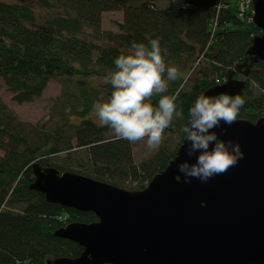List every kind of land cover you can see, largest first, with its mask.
<instances>
[{
  "label": "trees",
  "instance_id": "obj_1",
  "mask_svg": "<svg viewBox=\"0 0 264 264\" xmlns=\"http://www.w3.org/2000/svg\"><path fill=\"white\" fill-rule=\"evenodd\" d=\"M114 1L125 5L117 32L101 28L98 9L75 11L62 0H0V79L11 99L31 102L51 78L63 79L49 122L21 120L0 97V264H47L60 256L78 257L83 248L53 232L71 222L97 220L93 212L49 203L30 189L35 162L138 191L176 155L178 147L168 150L163 145L137 164L131 143L94 122L92 104L108 89L97 88L91 78L111 68L120 49L153 38L167 49L165 60L179 74L170 83V94H178L183 115L170 128H179L180 145L195 97L226 81L229 68L244 61L253 37L263 33L252 21V8L240 17L232 0L221 9L219 0H169L166 7H159L158 0ZM200 61L205 64L196 68ZM234 76L246 84L250 78L260 90L255 95L246 87L241 96L245 104L238 118L255 122L264 115V62L255 63L246 77L241 72ZM187 80L192 84L186 89ZM157 100L154 97L153 103ZM56 110L61 114H53ZM74 117H79L77 122L71 121ZM77 149L86 153L72 168L68 160L73 164L71 153Z\"/></svg>",
  "mask_w": 264,
  "mask_h": 264
},
{
  "label": "water",
  "instance_id": "obj_2",
  "mask_svg": "<svg viewBox=\"0 0 264 264\" xmlns=\"http://www.w3.org/2000/svg\"><path fill=\"white\" fill-rule=\"evenodd\" d=\"M252 9L263 33L253 37L226 81L205 94L241 96L246 82L233 74L246 77L253 64L264 62V0H252ZM214 131L238 142L243 159L206 183H184L178 172L180 161L192 162L196 155H187L184 139L166 168L138 191L35 162L30 189L49 203L97 217L55 230L83 250L47 264H264V116L255 122L238 118L231 126L222 122Z\"/></svg>",
  "mask_w": 264,
  "mask_h": 264
},
{
  "label": "clouds",
  "instance_id": "obj_3",
  "mask_svg": "<svg viewBox=\"0 0 264 264\" xmlns=\"http://www.w3.org/2000/svg\"><path fill=\"white\" fill-rule=\"evenodd\" d=\"M167 49L159 39L133 41L120 49L113 66L96 77L97 88H107L93 102L91 111L98 127L107 128L118 140L145 141L150 150L158 149L165 129L183 115L178 94H170V83L179 78L176 67L167 63ZM157 97L156 103L153 98ZM245 100L240 95L200 92L188 108L187 122L181 128L188 142L187 155L177 170L184 183H203L234 167L243 152L238 142L220 138L214 129L221 123L231 126L240 115ZM224 129H221L223 132Z\"/></svg>",
  "mask_w": 264,
  "mask_h": 264
},
{
  "label": "rangeland",
  "instance_id": "obj_4",
  "mask_svg": "<svg viewBox=\"0 0 264 264\" xmlns=\"http://www.w3.org/2000/svg\"><path fill=\"white\" fill-rule=\"evenodd\" d=\"M8 1H26V0H8ZM62 1L66 4L67 7L75 11H86L89 9L100 10L101 15H102L101 28L103 30H110L113 32L119 31L118 24L123 21V17H124L123 12L125 9V5L122 2H118L114 0H62ZM168 2L169 0H158L157 4L159 7L160 6L166 7L168 5ZM58 10H61V9H58ZM199 64L202 65L205 63H202L201 61L199 63H196L197 65L196 68L199 66ZM236 65L237 64L230 67L229 69L232 70ZM252 66L250 67V69L252 68ZM242 69L244 70L245 68L243 67ZM240 72L242 73V71ZM240 72L234 73L233 77H235L234 76L235 74L240 73ZM91 79L93 83L96 84V77L91 78ZM191 84H192V81L187 80L184 83V88L186 89L189 88ZM246 87L250 88L255 93V95L258 94V92L260 91L258 90L257 85L254 83V81L251 80L250 78L248 80V83L246 84ZM62 89H63L62 77L58 76V77L51 78L41 96L35 98L31 102L18 104L11 99L12 93L8 91L7 87L4 85V83L0 79V97L4 100V102L8 105V107L17 114V116L21 120L31 123L33 125H35L38 122L39 124H41L43 122L48 121L52 108L53 106H55V100L61 94ZM245 91H246V88L244 90V93L241 95L242 97H244L243 95L245 94ZM56 112L57 113H53V114H61L59 110H56ZM91 116L93 117V113H91ZM54 119H55V116H53V120ZM78 119L79 117L78 118L74 117V118H71V121L77 122ZM178 130L179 128L173 127V128H169V130L164 132L163 141L159 148H161L163 145H165V147L167 146L168 150H173L176 147L179 148L180 146L179 143L182 140V137H181V134L178 132ZM109 136H112V135L108 134L107 137ZM131 144H132L133 160L137 164L142 162L143 160L150 158L159 149V148L155 150L148 149L145 145V141H139V142L131 143ZM85 153H86L85 149H77L76 151H72L71 153L72 157L74 158L73 164H71L72 160L71 161L68 160L69 159L68 157L66 160H68L70 163V166L74 168L73 166L75 165L74 161L80 156L84 155ZM1 154H2V151L0 150V155Z\"/></svg>",
  "mask_w": 264,
  "mask_h": 264
},
{
  "label": "built area",
  "instance_id": "obj_5",
  "mask_svg": "<svg viewBox=\"0 0 264 264\" xmlns=\"http://www.w3.org/2000/svg\"><path fill=\"white\" fill-rule=\"evenodd\" d=\"M235 2L237 14L240 17L246 16L245 13L251 7L252 8V0H232ZM224 6V2L222 0L218 1L217 8H221ZM253 13V10H252Z\"/></svg>",
  "mask_w": 264,
  "mask_h": 264
},
{
  "label": "crops",
  "instance_id": "obj_6",
  "mask_svg": "<svg viewBox=\"0 0 264 264\" xmlns=\"http://www.w3.org/2000/svg\"><path fill=\"white\" fill-rule=\"evenodd\" d=\"M223 2H224V6L223 7H221V8H225L227 5H226V0H222ZM231 2H233V3H235L234 1H231ZM221 8H219V9H221ZM214 25H216V21L214 20Z\"/></svg>",
  "mask_w": 264,
  "mask_h": 264
},
{
  "label": "flooded vegetation",
  "instance_id": "obj_7",
  "mask_svg": "<svg viewBox=\"0 0 264 264\" xmlns=\"http://www.w3.org/2000/svg\"><path fill=\"white\" fill-rule=\"evenodd\" d=\"M243 74V73H242Z\"/></svg>",
  "mask_w": 264,
  "mask_h": 264
}]
</instances>
